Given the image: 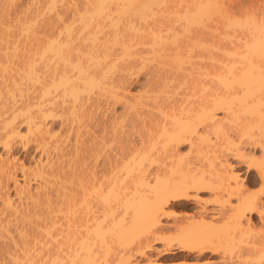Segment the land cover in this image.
Listing matches in <instances>:
<instances>
[{"label":"bare ground","instance_id":"bare-ground-1","mask_svg":"<svg viewBox=\"0 0 264 264\" xmlns=\"http://www.w3.org/2000/svg\"><path fill=\"white\" fill-rule=\"evenodd\" d=\"M80 1H82V4L79 5H82V8H78L79 5L74 3V0H33L31 2V5L35 8L33 15L28 12L27 9L30 8L28 6L25 10L30 16L23 17L19 25L20 31L15 35L12 33L13 30L10 31L5 28L8 26L6 24L8 19H6V16L9 14L7 6L12 4L14 0H0V149L8 157L9 155L11 156L14 145L25 151H29L28 149L31 148L34 153L30 161H22L17 164L18 162H15V158L11 156L12 162L8 161L7 157V160H3L0 164V191L3 190L2 193L0 192V203L3 211L8 213L7 216L9 215L5 221H8L9 217H14L12 219L13 222L18 217L21 218V221H26L30 218L37 220L40 216L39 213L44 212L45 214L46 212L47 215L45 216L48 218L45 219L48 223L44 224V227L41 223H34V226L29 220L31 222V225L29 224L30 227L34 226L30 230L39 232V235L40 232L44 231L41 235L46 234L48 237L46 236L45 238L55 240L56 237L53 234L58 231H54L57 228V223L55 224L56 221L54 222V220H59V216H62L65 222L62 218L60 220L65 224L64 226L61 225L64 228L63 230L61 229L60 234L58 233L60 242L57 245V250H55V246V251L51 249L53 252L51 250L48 252L45 249L48 244L44 246L45 254L43 255L46 256V252L49 254L46 256L47 259H43L46 258L43 255V258L40 259L41 261L37 259V264H99L102 250L109 254L113 251L108 252L110 251V246L107 241L110 235L112 236L110 238L120 248L115 251L116 253L114 252L111 264L113 261V264H127L129 261L126 259V255L133 251L139 257L144 258H147L148 251H154L157 256L165 255L166 257L172 256L184 259H209L210 256L215 255L220 257L221 252L225 255L228 251L232 255L231 246L236 240L234 239L235 236L237 234H253L252 231L246 230L252 226V215L261 217L264 211L262 200L264 196V77L261 75V72H263L261 69L264 65H261L260 59L258 60V58H264V12H256L257 14L254 12V14L250 15L251 13L248 14L247 10H245L246 12H241L242 9L238 11L235 9L237 11L235 13L239 15H248L242 17H246L248 22L240 23L238 21L239 16L233 14L234 11L229 12L227 8L226 10L224 8L226 4L223 7V1L221 0V4L219 0ZM14 4L12 7H15L16 4ZM67 12L76 13L77 18L75 16L73 19L75 14H71L72 19L70 18V20L68 18L70 14L68 13V15ZM19 14L16 13L15 17ZM173 14H181L178 16H180L179 18L182 19L185 25L186 23L192 26H194L193 24L195 26L198 25L196 28L199 27V24L204 26L201 24L203 23V18L212 19L213 17H218L219 19L217 18V20H221V29L213 25L214 27L211 26L212 28H210L213 33L211 31L210 34L220 30L221 41L224 39L230 45L221 48L224 43L220 44V46L218 44L215 47L216 52L219 51V54L225 53V56L232 55L230 57L235 56L238 57L236 59L242 58L246 60L247 69L252 72L251 75L253 76H250L251 79L248 81H246V78L240 81L237 80L238 76H243L240 74L234 75L235 81L232 78L230 80L235 83L238 82L237 84L240 85V87L238 86L239 89H237L238 87L233 88L235 85L223 82L225 85L221 88V93H211L209 97L206 96L209 100L206 101L208 98H205L204 101L206 103L204 104L202 101L201 106L200 104L197 106L199 108L198 111L194 110L197 112H195L196 114L192 112L194 115L177 118L176 123L173 124L174 127L171 128L172 130L170 128V131L162 130V133L166 135L163 143L166 161L173 160L175 154L173 151L179 144L185 143L191 148V152H195L194 155L202 156L205 159L204 161L207 162L202 163L203 165L199 163V165L194 167L191 162H187L182 169L181 167L178 169L177 174L173 173V176L176 175L175 177H169L170 175H167V177L166 174L163 175L164 166L161 165L151 169L154 163H162V160L159 161L160 159L157 160L153 154L151 155L152 152L150 150L154 151L155 143L149 138L150 141H147L148 150L143 147L145 145H142V143V148L140 146L138 147L140 149L136 150V147L133 150V154L131 153V159L127 163H123L124 165L122 164V169H120L123 170V174L119 175V177L114 173L116 167L113 169L109 167L104 177L97 178L94 173L87 171V167L85 168L86 170H82L74 166L79 163L76 164L74 162V165L71 166L70 164H63L64 160L61 159L65 155L62 152L63 150L59 151V134L54 130V122L58 120L61 122L66 117L70 118L69 120H72V117L76 119L80 114L79 112L77 115L76 112L78 113V110L80 108L83 109L82 106H84L83 100H81V93L93 91L99 85L95 72L90 69L94 66L92 63L96 62L100 57V55L97 56V49L102 43L98 41L99 37H95L96 34L93 35V33L107 26L110 30L109 37L113 45H121L122 52H124V49L127 50V55L130 50H134L132 49L133 47L136 46L135 48H138V45H145L143 48L150 46L147 48H151V53L149 50V54L165 55L164 53L167 52L166 45L171 38L170 33L175 31L170 22L171 20L169 23L166 17L170 19ZM160 15H163L162 17L165 19L163 18L157 22L151 21L152 24H149V19L154 18L155 20V17ZM235 16H238L237 20H232L233 17L236 19ZM4 17L6 21L2 20ZM38 18L41 20H39V25L36 28ZM18 21L20 22V20ZM232 25L237 26L239 30L236 31L232 28L230 31ZM219 33L217 34L220 35ZM105 35L107 36V34ZM110 39L105 40L107 42ZM170 41L172 42L173 40ZM172 44L174 45L173 52L168 50L166 55L168 56V53H171L170 57L174 56L175 59H179L182 56L181 51L184 49L181 48L184 46L179 47L181 45L177 46V43L175 44L174 42ZM139 51H134L135 55L143 53L145 50L141 51L140 49ZM134 52H130V54ZM145 52L147 53V51ZM227 56L226 58H229ZM103 57V59H107L108 55ZM128 59L130 61V58ZM217 60L219 59L217 58ZM130 64L132 62H129L128 67L126 63L124 67L133 68L134 65L131 67ZM91 65L92 67H90ZM178 66L181 67V64ZM105 68L103 70L106 73L108 70L105 71ZM231 69L233 72L232 67ZM109 70L108 72L112 70V74L113 69L109 68ZM235 70L234 72H236ZM228 72L231 71L228 69ZM115 73L113 76H115ZM106 75L108 76L107 73ZM120 75L122 77H117L123 78L125 76L124 72ZM241 77L240 79H242ZM217 79L221 82V77ZM106 81L108 80L103 81L102 89L98 88L103 90V85ZM27 83L35 88H33L29 96H26L28 94L27 91H29ZM109 83L112 84L109 81L104 87L108 86ZM24 85L28 86V88ZM112 86L113 84L111 85V92L108 91L109 88L105 87L103 90L105 92L103 93L110 92L113 94L112 91L114 90L118 93V90L116 91ZM98 93L100 92L98 91ZM110 93L107 94L109 95ZM129 96L127 94V97ZM110 97L114 98L113 96ZM117 98V100L123 101L121 97ZM123 99L126 101L124 105L127 103L125 106L128 109L136 108L138 103H141V101H138V103L135 101L133 105L132 102L128 101L129 98ZM235 100H238L236 105L233 103ZM162 107L156 106V112L159 111L162 113L159 114L165 116L168 108L165 109L167 106H164L165 112H163L164 109ZM168 107L171 108L170 106ZM179 109L180 105L170 110L175 113L174 111ZM171 111L168 110L169 113L167 114L174 120V115ZM218 113L223 114L222 118L219 117ZM240 117H243V119L239 121ZM237 121L239 125L236 126L234 122L237 123ZM231 123L234 127L236 126L235 128L233 127L236 131L239 129L237 131L239 133L230 128ZM231 130L232 133L233 131L237 133V138L239 137L237 142H234L237 140L236 138L234 141V138H231ZM217 140L221 142V146L219 145L221 147V160L218 159L220 158L218 157L219 155L213 156L216 153L214 147L218 142ZM171 147L175 149L173 150ZM245 147H248V150ZM209 154L213 158H208ZM223 155H227V157L231 155L239 165L246 169V172H253L258 179L259 187L256 190L249 189L247 184L241 181L236 172L231 169V165L227 163L226 159L222 160ZM172 160L170 162H173ZM80 165L85 167L83 166L84 162ZM169 169L172 171L173 167ZM201 191L209 192L210 200L206 201L203 199L204 203L202 202L203 205L200 208V213L198 212V217L194 214L186 219L175 221L174 237L167 238L156 234L157 230L162 229L161 220L167 217L166 210H168L167 208L171 203L191 201L198 204L202 200L199 199V192ZM89 193H94L102 204L97 202L91 205L90 202H87L86 197ZM91 196L89 195V197ZM231 199L235 202L232 203ZM14 202L20 205L25 204L26 207L23 208L18 205V208ZM206 205H210V207ZM220 205H227V208L223 207L222 216L224 219L222 226L220 222V209L222 206L220 208ZM3 217L5 218V216ZM40 217L42 218L43 216ZM3 220L0 221V237L2 236V241L3 237H6L9 238L8 242L10 238L11 242H13L12 238L14 235H11V223H9L10 221L6 223L4 221L3 223ZM17 223L16 226L19 225ZM15 228L13 226V230ZM17 228L19 235H24L30 231H27L29 229L28 226L25 228L23 226L22 229H20V226ZM51 229L54 231L53 234ZM109 233L110 235H108ZM34 234L38 235V233ZM58 234L56 235L55 233L56 236ZM107 235L109 237L106 238ZM148 236L151 237V240L147 242L145 237L147 238ZM22 241L23 246L21 244ZM22 241L19 242L22 248L20 244L19 247L21 249L18 247L22 254V257H20L22 261L18 260L21 255L18 253L20 251L14 250L19 255H14L16 256V261H11V264L14 262L24 264L23 261L25 264H36L34 260L39 255L36 254L37 252H31V245L33 243L32 247H35L37 244V248L40 241H37V243L33 240L36 244L33 241L31 243L30 239L24 238ZM237 241L242 243V241ZM15 243H11L12 247H14L13 249L18 246ZM28 243L31 244H29L30 247ZM41 243L43 244V242ZM156 244L160 246L158 247ZM246 244L241 253L236 254V257L233 255L234 259L232 256L227 257L226 253V258L223 257L224 261L222 260V263L216 264H248L247 256L253 253H261L260 259L262 258L264 261V231L254 232L252 238ZM39 247L40 249L37 250L41 253L42 245H39ZM31 253H35L36 257L34 258ZM11 255L9 256L12 258L13 254ZM147 261L148 264L151 263L150 260ZM260 264H264V262Z\"/></svg>","mask_w":264,"mask_h":264},{"label":"rangeland","instance_id":"rangeland-1","mask_svg":"<svg viewBox=\"0 0 264 264\" xmlns=\"http://www.w3.org/2000/svg\"><path fill=\"white\" fill-rule=\"evenodd\" d=\"M15 1L16 0H14L13 3L16 4V5L15 4L14 5L17 8L12 7L13 3L10 4L11 6L8 5L11 7V8L9 7L10 8L9 9L7 6V11L9 14H7L6 19L7 18L8 19L6 21V19L4 17V19H2V20L6 21V24L8 25V26L6 25L7 27H5V28L10 30V31L13 30L12 33H14L16 35L20 31L19 25L21 24L23 17L24 18L29 17L30 16L29 13L32 14L35 11V8H34V6L31 5V2L33 0H18L17 2H15ZM76 1H79L81 3L76 2ZM221 1H223V7L226 4L224 7L225 9L227 8L229 10V12L234 11L233 14H237L239 16L238 21L240 23H242V22L244 23L246 21V17L245 18H242V17H244L245 15L246 16H248V15L245 14L244 16H242V15H239L238 13H235L238 10L242 9L241 12L247 10V13L249 12L248 14L251 13L250 15L254 14V12H255V14L260 13V11L264 12L263 11L264 10V0H221ZM221 1H220V4L222 3ZM74 3L79 5V4H82V1L74 0ZM28 6L31 8L32 11L30 10V8H28ZM23 7H25V8H23ZM79 7L82 8V5H79L78 8ZM81 8H80V10H82ZM25 9H27L29 13H27V11ZM12 10H14L17 14L21 13V14L16 16L17 19L20 20V22L15 17L16 13ZM21 10H23L25 12V15H24V12ZM67 14L69 15V17H68L69 19L72 17L73 14H75L73 19L75 18V16L77 18L76 13L72 14L70 12H67ZM11 15H12V17H11ZM178 15H181V14H173V15H171L172 17L169 16L170 19H168L165 16L168 22L171 20L170 22L172 23V26L175 30V31H173L175 33H173V32L170 33L171 38L170 37L169 38H170V40H173V41L171 42L169 40L170 43L168 42V44L166 45V48H167L166 50H167V52H168V50L170 52L172 51V49L174 47V45L172 44L173 42L175 44L177 43V46L181 45L179 47L184 46L181 48V49L184 48L181 51V53H182L181 54L182 56L180 55L181 59L180 58L175 59V57L173 55H172L173 57H170L171 53H168L169 55L167 56L166 51H165L166 53H164L165 55H160V56L154 55L153 53L149 54L148 52L151 48L147 49L150 47V46L147 47L148 45L146 46L147 48L144 47L145 49L143 48V46H145V45H143V46L140 45L142 47H140L138 45V48H135L136 47L135 46L132 48L134 50L133 51L130 50L129 54L127 55V53H128L127 50L124 49L123 50L124 52H122L121 45L120 46L118 44L113 45L112 40L109 37L110 30H109V28H107V26H104L101 30H97V31H95V33H93V35L96 34L95 37H97V38L99 37L98 41L100 43H102V45L97 49V56L100 55L99 59L96 60V62L92 63L94 65L93 67H92V65L90 66V67H92V69H90V70L92 72H95L94 74H95V77L97 79V82L99 81L98 82L99 85L96 88L99 87L102 89L101 86L103 84V81L108 80V81H106L107 83L106 82L104 83V85H107L108 82L110 81L113 84L112 88L116 89V91L118 90L119 95L117 92H115V90L112 91L113 94L110 93L111 92L110 89H111V85H112L110 83L108 86H105V87L109 88L108 91H110V92H107V89H106V92L110 93L111 95L110 94L108 95L107 93H103V92H105V91H103L105 89L104 85H103V88H104L103 90H101L99 88H98L99 89L98 90L95 88V90H93V91H84L81 93V100H83V102L82 101L81 102L84 103L83 104L84 106H82L83 109L80 108L78 110V113L76 112L77 115L80 112V114H79L80 116L78 115L80 119L78 118L77 115H75V116H77V118H76L77 121H75L76 119H74L73 117H72V120L73 119L74 120L72 121V120H69L70 118H67L65 116L67 114H65L64 116L66 118H63V121L61 120V122H60V120H58V121L54 122V128L55 129L54 128L53 129L56 130L59 134V140H58V145L60 146L59 151L63 150L62 152L66 156V157L65 156L62 157L63 159H61V160H64L63 164H65V165L70 164V166H71V165H74V162L76 164L79 163L78 165H74V166H76L77 168L79 167L82 170H84L87 167L86 168L87 171L94 173V175H96L97 178H100L101 176L104 177L107 174L106 170L109 167L112 169L116 167V169L114 170V173L116 174V176L118 175V177H119V175L121 176L123 174V170H121L122 166L124 165L123 163H127L131 159V156H132L131 153L133 154V152H134L133 150H135L136 147H137L136 150L142 148L141 143H142V145H145L143 147H145L148 150L149 145L147 144L148 143L147 141H150V139L153 141V143H155L154 144L155 145L154 151L152 149L150 150L152 152L151 155L153 154L157 158V160L160 159L159 161L162 160V163L161 162L154 163L151 166V169H155L156 167L162 165L165 167V170H164L165 173L163 172V175L166 174V176L170 175L169 177H175L176 175L173 176V173L177 174L176 172H178V169H180V167L182 169L184 164L185 163L187 164V162H191V165L193 167L195 165H199V163L201 165H203L202 163L207 162V161H204L205 159L202 156L200 157V156L194 155L195 152H191V148L185 143L179 144L176 149L171 147L173 150L175 149L173 151L175 153L173 156L174 159L173 160L171 159L173 162H170L171 161L170 159H168L170 161H166L167 159L164 157V152H163V143L166 139V135L164 133H162V130L165 129L167 131H170V129L174 127L173 124L176 123L177 118H185V117H188L190 115L196 114L197 112L194 110L196 109L198 111L199 108L197 106H199V104L201 106V104L203 102L205 104L206 101L209 100L208 97L210 96L211 93H221V88H223L224 87L223 85H225V84H223V82L235 85L234 87L232 86L233 88H237L238 86L240 87V85L237 84L238 82L237 83L233 82V81H235V79L233 78L234 75H236V74L242 75L243 77L238 76L239 78L237 80H240V81L245 80V78L247 79L246 81H248L253 76L251 75L252 72H249L247 69L248 66H246L247 65L246 60H244L242 58H239L240 60L236 59L238 57H235V56L230 57L232 55H228L229 58H226L227 55L225 56L224 55L225 53L219 54L218 50H217L218 52H216L215 47H217L218 44L220 46V44L222 45L224 43L223 44L224 46L222 45L221 48H223L225 46L227 47L230 45L224 39L221 41V33H219L221 31L219 29H218L219 31L214 33L215 35L210 34V32L212 31V30H210V28H212L211 26H213V25L218 26L221 29V22H220L221 20L220 21L217 20L218 17H216V18L213 17L212 19L203 18L202 19L203 23H201V24L204 26H201L199 24V27L196 28L198 25L195 26V24H193L194 26H192L191 24H187V23L185 25V23H183L182 19L179 18L180 16H178ZM162 16L163 15L156 16L155 20H154V18L149 19L148 20L149 24H152L151 21H153V22L154 21L155 22L161 21V19L164 18ZM175 16H177V17H175ZM232 16H234V15H232ZM238 16H235L236 19H234V17H233L232 20H237ZM43 17H45V16H43ZM45 18H47V17H45ZM41 19H42V17H41ZM41 19L40 18L37 19L36 28H37V25H39V20H41ZM10 21H11V23H10ZM246 22H248V21H246ZM187 25H189V26H187ZM8 27H10V28H8ZM232 28L235 29L236 31L239 30V28L237 26L232 25L230 31L232 30ZM101 32H102V34H101ZM103 33H104V35L107 34L108 37L106 35L104 36ZM212 33H213V31H212ZM217 33H219L220 35H218ZM172 34H174V36H172ZM196 35L199 38H197ZM211 35H212V37L210 38ZM191 36L193 39L191 38ZM19 37L23 38L22 36H19ZM104 37H107L105 39L106 40L110 39V41L106 42V40L103 39ZM139 48L141 49V51H144V50L147 51V53L144 51L143 52L144 54L139 53L140 55L139 54L135 55L134 51H136V52L139 51L140 50ZM130 52H134V53H131L133 55H131ZM150 53H151V50H150ZM217 54H218V56L219 55H221V56L218 57ZM102 55L103 56L108 55L109 58L107 57V59L106 58L103 59L104 57ZM116 55H117V57H116ZM138 56H140V57L144 56V57L140 58ZM137 57H138V59H137ZM223 57L225 58V60ZM128 58H130V61ZM134 58H136L137 60ZM214 58H216V59H214ZM217 58L219 60H217ZM231 58H233V59H231ZM100 59H101V61H99ZM259 59H260L259 62H261V65L263 66L264 65V62H263L264 58L263 57L258 58V60ZM117 60H119V61H117ZM125 60H126V62H124ZM213 60H215V61H213ZM222 60H224V61H222ZM221 61H222V64H221ZM226 61L229 63L226 64L227 63ZM129 62L130 63L132 62V64H130V65H131V67L134 65L133 68H130V69L127 68L129 66ZM232 62H233V65H232ZM126 63H127V65H126ZM244 63H245V65H244ZM180 64H181V67L178 66ZM125 65L127 67H124ZM226 65H227L229 71H231V72H228ZM192 67H193V69H192ZM224 67H225V69H224ZM231 67L233 68V72H232ZM104 68L106 69L105 71H107V70L110 71L109 68L113 69V73L111 74L112 70H111V72L107 71L106 72L108 74V76H107L103 70ZM124 69H126V70H124ZM189 69H192V70H189ZM234 70L236 72H234ZM238 70H239V72H238ZM251 71H253V70H251ZM261 71H263V72H261V75H263V77H264V66L262 67ZM123 72H124L125 76H123V78H121L122 76L120 74H123ZM253 72H255V71H253ZM114 73H115V76H113ZM204 73H205V75H204ZM206 75H208V76H206ZM109 76L112 78V80ZM117 76H121V77H117ZM107 77L110 79H108ZM114 77H116V78H114ZM218 77H221V82L217 79ZM225 77H226V79H225ZM240 77L242 79H240ZM231 78L234 80L233 81L230 80ZM121 80H123V81L120 82ZM116 81H119V82H116ZM121 84H122V89H121ZM26 85H24V86L26 87ZM28 86H29V84H28ZM28 86L26 88H28ZM239 87L237 89H239ZM33 88L34 87H32L30 84L29 91H27L28 94H26V96L31 95ZM123 89H125V90H123ZM126 90H128V91H126ZM98 91L100 93H98ZM123 91L125 94L123 93ZM116 93H117V96H116ZM126 93L128 94V96L130 95L132 98L130 96L127 97ZM110 96H113L114 98L116 96V98L114 99ZM206 96H208V97H206ZM24 97H25V94H24ZM117 97H119V98L121 97L123 101L117 100L118 99ZM126 97L129 98L131 101L129 99H128V101L132 102V103L133 102L135 103V101H136V103H138V101H141V103H140L141 105L138 103V105L136 104L137 105L136 108H133V107L129 108V109L126 108L125 105L127 103L124 105V102H126V101H124V99H123V98L127 99ZM205 98H208V99H206V101H204ZM21 100H23V99H21ZM134 103H133V105H134ZM233 103L236 105L238 103V100L233 101ZM162 105H163V107H162ZM179 105H180V109L178 111L177 110L174 111L175 113H173L170 110L173 107H177ZM154 106L155 107L160 106L163 109L167 106L165 108V109L168 108L167 111L165 112V109L163 111L166 113L167 116L165 115L166 116L165 117L164 115H161L162 113L159 111L156 112L157 109ZM168 106H170L171 108H169ZM181 109H182V111H181ZM168 110L171 111L172 114L174 115L175 121L170 117L169 114H167V113H169ZM192 112L194 114H192ZM159 113H161V114H159ZM218 115H220L219 116L220 118H222V116H223V114H221V113H218ZM242 119H243V117H240L239 121ZM229 124H228V126H230ZM235 124H236V126L239 125L238 121H237V123L234 122V125ZM233 127L234 126L232 124L230 126V128H232V130H233L235 128V127L234 128ZM232 130H231V133L229 132L231 135V138L232 137L234 138L233 141L236 138L237 140H235L234 142H237L239 140L238 139L239 137L237 138V136H238L237 133H239L237 131L239 129H237V131H236V129H234V131L237 132V133L235 132L236 134L234 133V131L232 133ZM147 139H149V140H147ZM220 140L219 141L217 140L218 142L216 141L217 144L215 143L216 145L214 147L215 152L217 154L216 153L213 154V156L219 155L218 156V157H220V158H218L219 160H221V149H220L221 148L220 147L221 142H220ZM147 146H148V148H147ZM138 147H140V148H138ZM218 148H219V150H218ZM245 148L247 149L248 147H245ZM28 150L29 151H25V150L21 149L19 146L14 145L12 147L11 156H12V158H15V162H18L17 164H19L22 161H24V162L30 161L31 156L32 155L34 156V153H33V150L31 148ZM0 155H2L0 157V159H1L0 164H1L3 162V160H5L8 157V155H6L4 152H2L1 149H0ZM4 155H6V156H4ZM11 156L9 155L8 161L12 162V160L10 159ZM51 156L53 157L52 154H51ZM54 156H55V154H54ZM210 157L213 158L212 155L210 156V154H209L208 158H210ZM222 158H223L222 160L226 159L227 163L231 165V169L234 172H236V174L241 179V181H243L245 184H247L249 189L256 190L259 187V183L257 182L258 179L254 176L253 172H249V173L246 172V169L243 166L239 165L238 162L235 161L231 157V155H229L228 157H227V155L226 156L223 155ZM74 159H75V161H73ZM54 160H55V157H54ZM77 160H79V162H77ZM163 160H164V163H163ZM82 162H84L83 166H85V167H82V165H80V164H82ZM13 163H14V161H13ZM92 167H93V169H92ZM170 167H173V170H172L173 172L170 171V169H169ZM242 179H244V180H242ZM2 191L3 190H1L0 192L2 193ZM10 193L12 194L11 191H10ZM89 195L90 196L93 195V196L89 197ZM95 198H96V196L94 193H92V194L89 193L86 197V200H87V202H90L91 205L92 204L94 205L97 202L102 204V202L99 199H97V198L95 199ZM209 198H210L209 192L201 191V192H199V199L200 200L202 199V200L198 203L199 205L197 203H194L191 201H186V202L185 201H178L175 203L174 202L171 203L169 205V207L167 208L168 210H166L167 211V217H165L161 220L162 229L157 230L156 234H158V235L160 234V236H162V237L164 236L167 238L174 237V235H175L174 234L175 233V230H174L175 221H180V219L183 220L184 218L186 219V218H188L194 214H196V217H198L199 216L198 212L200 213V208L203 205L202 204L203 199L208 201V200H210ZM262 200H263V210H264V196L262 197ZM231 202L234 203L235 201L233 199H231ZM15 205L16 206L19 205L20 207H23V208L26 207L25 204H23V205L21 204L22 205L21 206L20 204L15 203ZM19 206H18V208H19ZM206 206L210 207V205H206ZM221 206L222 205H220V208H221ZM226 206L227 205H223L222 208L220 209V211H221V215H220L221 226H222L223 219H224V217L222 216L223 211H224L223 207L227 208ZM29 208H30V206H29ZM0 210H1L0 215L4 212L3 215L0 216L1 217L0 221H2L4 219L3 220V223H4V221L6 220V217L8 218L9 215L7 216L8 213L3 211V207L1 205V203H0ZM5 213H6V215H4ZM39 214H40V216H43L44 219H43V217L41 218L40 216L37 220L33 219V218L29 219L34 226H35L34 223H36V224L41 223L42 226L44 224L48 223L47 220L45 219V218H48L45 216V215H47L46 212H45V214H44V212L39 213ZM168 214H169V216H168ZM3 216H5V218ZM18 218H17L18 220L16 218L14 220V222L16 221V223L19 221V223H17V224H19L18 226H16V223L14 224V222L12 221V219H14V217H9V220L7 219L8 221H5V223L10 221L9 222V223H11L10 228L12 227V229H10L11 235H14L13 238H15V237L16 238L15 239L12 238L13 242H11V238H10V241L8 242L9 238L3 237V241H2V239H1L2 236L0 237V239H1L0 240L1 241L0 242V255H2V256H0V264H11L12 263L11 261H16V259H15L16 256L21 254L20 249L22 248L21 244L23 246L22 239L24 240V238L30 239L31 243L33 240H35L36 242L40 241L39 243H41V242H43V244L45 243L43 245L42 243L39 244L37 242L38 243L37 248H36L37 244L35 241H33L36 244V245L34 244L35 247H32L33 243H32V245L30 243H28V245L29 244L31 245V248H32L31 252H37L36 254L39 255L36 257L35 253L34 254L31 253V255L33 254L32 256H34V258L36 257V259L34 260L36 264H37V262H36L37 259H39L38 261H41L40 259L43 258V256H44L43 254H45V249L48 252L51 249L53 251L57 250V245L60 242V240H59L60 235L59 234L63 230V228H64L63 226L65 224V223H63L64 219L62 218V216H59V218L56 217L59 220H57V219L54 220V222L56 221L55 224L57 223L56 224L57 228L54 229V227H55V225H54L53 229H54V231H58V232H54L51 229V233L53 234V232H54L53 235L56 237L55 240L50 239V238H45L47 236L46 234L41 235V233H43L44 231L40 232L41 236L39 235V232H36V231L33 232L32 229L30 230V228H32L33 225L30 227L31 222L28 219H27L28 221L26 220L27 222L25 220H24L25 222L23 220H22L23 221L22 222L20 220L21 218L20 217H18ZM61 218L63 221L60 220ZM40 219H41V221H40ZM34 220H35V222H33ZM38 221H40V222H38ZM48 221H49V219H48ZM12 222H13V224H12ZM58 223H59V228L61 225H63V226H61L60 229L58 228ZM13 226H14V228H15V226H16V228L20 226L21 227L20 229H22L23 226H24V228L26 226H28L29 229L26 228V229H28L27 231L30 230L29 232H31V231L32 232L31 233L27 232L24 235H19L17 232L18 228L17 229L15 228L16 230L15 229L13 230ZM246 230L252 231L253 234H254V232L257 233V231L258 232L264 231V211H263L261 217H257L255 215H252V226L250 227V229L247 228ZM34 233H38V235L37 234L35 235ZM55 233H56V235L59 233L58 236H56ZM221 233H222V230H221ZM253 234H251V235H249V234H246V235L237 234L234 238V239H236L235 242L232 241L233 242V244L231 246V254L232 255H230V251H228V253L226 252L227 257L232 256V258H233L236 254L241 253V251H243V249L247 245L246 243H248L249 240L252 238ZM108 235H110V233ZM108 235L106 236V238L109 237ZM18 236H20V238H18ZM249 236H251V237H249ZM110 237H112V236L110 235ZM110 237L108 238V241H107V242H109V246H110V249H109L110 251H108V252H111L113 250L111 252L112 254L111 253L110 254L105 253L104 250H102V252H100L99 264L100 263L101 264L102 263L103 264H111V260L113 259L114 254L116 253L115 251H118L120 249V248H118L119 245L116 242H114V240ZM150 238L151 237H149V236L147 238L145 237V240L148 242L151 240ZM19 239H21V240L19 241ZM142 239H144V238H142ZM14 240H15V242L18 241L17 242L18 244L15 243ZM112 240L114 243L112 242ZM237 240L242 241V243L238 242ZM21 241H22V243L20 244L19 242H21ZM11 243H13V244L15 243L16 245H18L16 247V249H13L14 247H12ZM19 244H20L21 248L19 247ZM30 245H29V247H30ZM39 245L40 246L42 245L41 253L39 250H37V249H40ZM46 245L49 248L45 247V249H43L44 246H46ZM115 245H116V247H115ZM156 245L158 247L160 246L159 244H156ZM55 246H56V248H55ZM111 247H113L114 249H117V250H114ZM9 248H10L11 253L10 252L8 253ZM33 248L35 249L34 251H33ZM54 248H55V250H54ZM6 249H7V252H6ZM14 250L17 252L20 251V252H18L19 254L17 255V252H15ZM48 252H46V256H48L47 255V254H49ZM6 253H8V254H6ZM38 253H40V254H38ZM226 253L224 255V253L221 252V255L219 254L220 257L215 255V256H210L209 259H184L181 257H172V256L166 257L165 255H158L157 256L154 251H151V252L148 251L147 258H144V257H139L138 254L137 253L135 254V252L133 251L132 253L127 254L128 256L126 255V257H127L126 259L129 261V262H127V264H148L147 260L151 261L150 264H158V263L159 264H187V263L216 264L219 262L222 263L224 261V258H226ZM11 254H13V257H12L13 259L10 257V256H12ZM15 254H16V256H14ZM228 254H229V256H228ZM249 255L247 256L248 258L246 257L248 264H260V263L264 262L262 258H261L262 260L260 259L261 253H255V254L253 253L250 256ZM46 256H44V257H46ZM253 256H254V258H253ZM20 257H22V254L19 256V258L17 257L18 260L21 262L22 260L20 259ZM102 258H104L106 260H104ZM43 259H47V257L43 258ZM113 262H112V264H113ZM16 263L18 264L19 262H16ZM16 263L14 262L13 264H16ZM23 263L25 264L24 261H23Z\"/></svg>","mask_w":264,"mask_h":264}]
</instances>
